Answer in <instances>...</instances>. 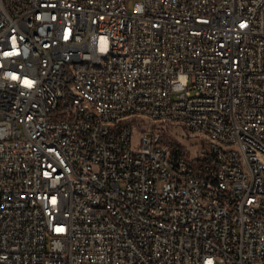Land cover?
<instances>
[{
    "label": "built area",
    "instance_id": "2783aa9c",
    "mask_svg": "<svg viewBox=\"0 0 264 264\" xmlns=\"http://www.w3.org/2000/svg\"><path fill=\"white\" fill-rule=\"evenodd\" d=\"M254 150L264 0H0V264H264Z\"/></svg>",
    "mask_w": 264,
    "mask_h": 264
},
{
    "label": "bare ground",
    "instance_id": "6f19581e",
    "mask_svg": "<svg viewBox=\"0 0 264 264\" xmlns=\"http://www.w3.org/2000/svg\"><path fill=\"white\" fill-rule=\"evenodd\" d=\"M87 65V58H76V66ZM255 161L264 162V151L254 150ZM237 162L245 161V153L243 151H236Z\"/></svg>",
    "mask_w": 264,
    "mask_h": 264
},
{
    "label": "rangeland",
    "instance_id": "374dc122",
    "mask_svg": "<svg viewBox=\"0 0 264 264\" xmlns=\"http://www.w3.org/2000/svg\"><path fill=\"white\" fill-rule=\"evenodd\" d=\"M136 1H138V0H127V10H128L129 13H132L133 5H134V3ZM173 98H177V94L176 93L173 94ZM174 133L180 134V132H178V130H175ZM137 140H138V133H137V131H134L133 132V137H132L133 144H136ZM190 150L193 151V149H191V148H190Z\"/></svg>",
    "mask_w": 264,
    "mask_h": 264
}]
</instances>
